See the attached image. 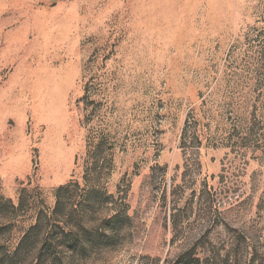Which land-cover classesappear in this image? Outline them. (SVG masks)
Masks as SVG:
<instances>
[{
	"label": "rangeland",
	"instance_id": "1",
	"mask_svg": "<svg viewBox=\"0 0 264 264\" xmlns=\"http://www.w3.org/2000/svg\"><path fill=\"white\" fill-rule=\"evenodd\" d=\"M36 225L67 264H264V0H0V254Z\"/></svg>",
	"mask_w": 264,
	"mask_h": 264
},
{
	"label": "trees",
	"instance_id": "2",
	"mask_svg": "<svg viewBox=\"0 0 264 264\" xmlns=\"http://www.w3.org/2000/svg\"><path fill=\"white\" fill-rule=\"evenodd\" d=\"M66 190V188H61L58 192V202L56 205V209L55 210H60L61 206H62V194L64 193V191ZM3 201H6L7 203H12V201L10 200H6L4 198H1ZM13 208H15L14 204L12 206ZM38 225L34 226L33 228H31L20 240L18 247L16 248V250L10 255L7 254H0V264H12L13 260H19L21 257L28 255V253L31 251V249H34V253L35 254V258H37V264H42V262L45 261V263L43 264H67V262L65 261L66 259V254L70 253V252H75L76 250H78L79 248H83V246H81L80 244L76 243L75 241H68V235L67 234L64 239H62L60 242L54 243L52 245H49V247L46 245V247H48L46 249L45 245H43L42 243L40 244H34V248H33V242H32V235L33 233L37 230ZM65 241V242H64ZM37 245V246H36ZM62 249V250H61ZM52 253L51 259L50 257L48 258V260H50V263H48L47 259H44V255H48L49 253ZM30 256V255H29Z\"/></svg>",
	"mask_w": 264,
	"mask_h": 264
}]
</instances>
